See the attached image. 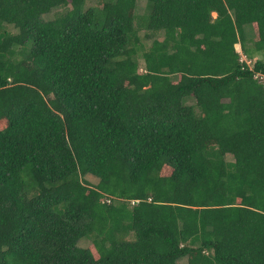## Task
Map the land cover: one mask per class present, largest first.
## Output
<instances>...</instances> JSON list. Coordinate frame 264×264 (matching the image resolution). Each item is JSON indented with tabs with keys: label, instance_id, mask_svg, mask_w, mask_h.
I'll return each instance as SVG.
<instances>
[{
	"label": "trees",
	"instance_id": "obj_1",
	"mask_svg": "<svg viewBox=\"0 0 264 264\" xmlns=\"http://www.w3.org/2000/svg\"><path fill=\"white\" fill-rule=\"evenodd\" d=\"M139 1L0 0V264H264V0Z\"/></svg>",
	"mask_w": 264,
	"mask_h": 264
},
{
	"label": "rangeland",
	"instance_id": "obj_2",
	"mask_svg": "<svg viewBox=\"0 0 264 264\" xmlns=\"http://www.w3.org/2000/svg\"><path fill=\"white\" fill-rule=\"evenodd\" d=\"M63 12V10L61 9H56L54 10L52 13H50L49 15L46 16V18L48 19H53L55 18V16L58 14V13H61ZM137 13L138 15L142 16V15H145L147 13V4H146V1L145 0H142V1H139L138 2V8H137ZM7 29L11 32H15L17 31L13 26H10V25H7L6 26ZM249 34L253 35V31H252V28L249 26L247 28ZM140 35L143 37L145 35V30L144 29H141L140 30ZM159 35L157 34L156 36L154 37H158ZM149 44V43H148ZM252 44H251V39L250 37L248 36L247 39H246V42H245V46L248 48L250 47ZM236 49L237 51L239 52V54L241 55V58L242 60H245V61H248L250 62L251 60L253 59H264V52H259L257 50H255L253 47H250V51L248 52L247 55H245L243 52H242V49H241V45L238 44L236 46ZM144 61L143 59H140V69L143 70V67H144ZM229 160H232V157H229L228 158ZM90 181H92V183H97V181L95 179H90L88 178ZM90 243L89 241L85 240L81 243L82 246H88ZM179 264H187V260L184 259V260H181L179 262Z\"/></svg>",
	"mask_w": 264,
	"mask_h": 264
},
{
	"label": "built area",
	"instance_id": "obj_3",
	"mask_svg": "<svg viewBox=\"0 0 264 264\" xmlns=\"http://www.w3.org/2000/svg\"><path fill=\"white\" fill-rule=\"evenodd\" d=\"M262 78V77H261ZM135 202H133V204H134Z\"/></svg>",
	"mask_w": 264,
	"mask_h": 264
},
{
	"label": "crops",
	"instance_id": "obj_4",
	"mask_svg": "<svg viewBox=\"0 0 264 264\" xmlns=\"http://www.w3.org/2000/svg\"><path fill=\"white\" fill-rule=\"evenodd\" d=\"M247 62H248V61H247ZM250 62H251V61H250ZM250 62H249V63H250Z\"/></svg>",
	"mask_w": 264,
	"mask_h": 264
}]
</instances>
